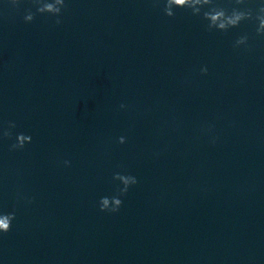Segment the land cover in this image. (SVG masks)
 <instances>
[{
    "label": "water",
    "instance_id": "obj_1",
    "mask_svg": "<svg viewBox=\"0 0 264 264\" xmlns=\"http://www.w3.org/2000/svg\"><path fill=\"white\" fill-rule=\"evenodd\" d=\"M66 4L57 26L25 23L30 0H0V127L32 136L20 151L0 139V211L16 209L0 264H264L255 24L209 33L152 0ZM245 33L252 50L234 49ZM117 171L139 183L119 212H101Z\"/></svg>",
    "mask_w": 264,
    "mask_h": 264
},
{
    "label": "clouds",
    "instance_id": "obj_2",
    "mask_svg": "<svg viewBox=\"0 0 264 264\" xmlns=\"http://www.w3.org/2000/svg\"><path fill=\"white\" fill-rule=\"evenodd\" d=\"M13 9H17L21 0H8ZM32 7L25 9L23 20L25 23H32L36 17L48 16L55 18L57 26L62 24V15L67 8L66 0H30ZM153 7H160L163 4L162 11L169 18L176 16V9L189 10L192 16L200 17L205 26V30L211 32L227 33L231 29L239 28L244 22L255 24V33L259 37H264V0H230V7L222 6L218 0H152ZM35 9L33 11L32 9ZM234 49H243L251 51L249 44V35L247 33L240 35L233 42ZM199 72L203 76L208 75L207 66H202ZM127 106L121 104L120 108ZM17 128L15 121H7L5 126L0 127V139L13 140L9 145V151H20L27 144L32 143V136L23 132H14ZM211 130V126L209 127ZM218 137L211 141L215 144ZM125 136L118 137L119 144H125ZM65 167H69L71 162L64 160ZM113 181L119 183L115 187L113 195H105L98 200V207L101 212L117 213L123 206V197H126L130 188L136 186L139 181L136 176L122 171L114 172ZM17 202L23 201L26 204H32L35 197H29L20 190L16 192ZM16 219V209L11 211H0V234H7L12 230L13 221Z\"/></svg>",
    "mask_w": 264,
    "mask_h": 264
}]
</instances>
